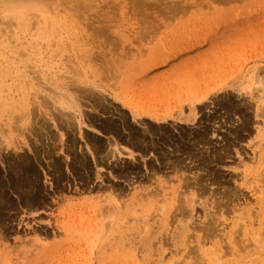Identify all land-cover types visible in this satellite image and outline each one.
I'll return each instance as SVG.
<instances>
[{
  "label": "rangeland",
  "instance_id": "rangeland-1",
  "mask_svg": "<svg viewBox=\"0 0 264 264\" xmlns=\"http://www.w3.org/2000/svg\"><path fill=\"white\" fill-rule=\"evenodd\" d=\"M0 196V264H264V0H0Z\"/></svg>",
  "mask_w": 264,
  "mask_h": 264
},
{
  "label": "bare ground",
  "instance_id": "bare-ground-1",
  "mask_svg": "<svg viewBox=\"0 0 264 264\" xmlns=\"http://www.w3.org/2000/svg\"><path fill=\"white\" fill-rule=\"evenodd\" d=\"M35 6H36V5H34V6H32V7H35ZM36 7H37V6H36ZM10 8H11V7H10ZM13 8H14V6H12V9H13ZM15 8H16V9H15L14 11L11 10V9H10V10L13 11L14 17H15V16H16V17H19V16H21L22 14H24L26 10L30 9L31 6H28V7H27L28 9H27L25 6H16ZM8 9H9V8H8ZM13 14H12V15H13ZM24 15H25V14H24ZM22 16H23V15H22ZM22 16H21V17H22ZM19 18H20V17H19ZM35 48H36V47H35ZM81 89H82V88H81ZM78 90H79V89H78ZM83 90H84V89H83ZM83 90H82V91H83ZM80 91H81V90H80ZM84 91H86V89H85ZM78 92H79V91H78ZM79 93H80V92H79ZM82 93H85V92H82ZM86 93H87V91H86ZM88 93H89V92H88ZM90 93H91V92H90ZM90 93H89V94H90ZM100 93H101V91H100ZM94 94H97V93H94ZM77 95H79V94H77ZM90 95H91V94H90ZM81 96H82V95H81ZM88 96H89V95H88ZM70 97H71V96H70ZM104 97H105V96H104ZM72 98H73V97H72ZM85 98H86V97H85ZM85 98H84V99H85ZM87 98H88V97H87ZM74 99H75V100H74V102H72V103H70V102H68V100H66V102H68V103L64 102V105H67V106L69 105V107H70L71 109H73L76 113H73V112H72V114H70V113H67V114H66L65 112H61V111H60V114H61L60 116H61V117H59V119H60V118H65V119H66V122H67L66 124H67V125L70 124L69 127L67 126L68 128H71L72 122H73V124H74V121H72L74 118H75V119L78 118V120H80L79 123H81V118H82V116H83V114H84V113H82V112H83V111H82L83 109H82V107L80 106L81 103L79 104L78 99H76V98H74ZM89 99L93 101V98L91 99V96L89 97ZM80 100H81V99H79V101H80ZM90 100H89V101H90ZM97 100H100V99H97ZM97 100H96V101H97ZM69 101H72V100L70 99ZM96 101H95V99H94L93 102L96 103ZM46 102H47V100H46ZM59 102H61V100H60V101L58 100V104H59ZM98 102H100V101H97V103H98ZM43 103H44V102H43ZM43 103H42V104H43ZM69 103H70V104H69ZM83 103H84V102H83ZM100 103H101V102H100ZM102 103H103V102H102ZM102 103H101V104H102ZM45 104H46V103H45ZM60 104H61V103H60ZM62 104H63V102H62ZM62 104H61V107H62L63 109H64L65 107H67V106L63 107L64 105H62ZM85 104H87V103L85 102ZM101 104H100V105H101ZM104 104H105V103H104ZM47 105L49 106L48 103H47ZM95 105H96V104H95ZM105 105H106V104H105ZM43 106H44V104H43ZM83 106H85V105L83 104ZM98 107H99V103H98V106H97L96 108H98ZM101 107H103V106H101ZM36 108H37V107H36ZM36 108H35L34 110H36ZM55 108H56V107H55ZM55 108H54V109H55ZM104 108H105V107H104ZM44 109H45V108H44ZM47 109H48V108H47ZM47 109H45V110H47ZM56 109L58 110V108H56ZM56 109H55V110H56ZM99 109H100V108H99ZM102 109H103V108H102ZM102 109H101V110H102ZM24 110H25V109H24ZM24 110H23V112H22V119H21V120H19V119H18V120H17V119H14V120H16V123H13V124H12V123L10 122L11 124L9 123L10 125L8 126V130H7V129H6L7 131L5 130V131H6V134H7V132H8V136H7L6 134H4L5 139H8V142L4 145V147H5L6 149H8V148L11 147L12 150H16V149H18V150H22L24 145L29 147V146H30V143H29L28 140H27L28 136H30V135H32V134L37 135V134H38V131H36L37 129H35V125H37V124L40 122V120H42V121L46 120V119H43L44 117H42V119H41L40 117H41L42 115L40 114V115H39L40 120H39V122H38L37 118H36V119H32V116H31V113H32V111H33L32 109H31L32 111H31L30 109H27L25 112H24ZM60 110H61V109H60ZM104 110H105V109H104ZM36 111H37V110H36ZM41 111H42V110H41ZM41 111H40V112H41ZM112 112H113V111H112ZM192 112H194V114L196 113V109H195V107L192 108ZM37 113H38V112H37ZM42 113H43V111H42ZM133 113H134V118H137V115H138L137 112H136L135 110H133ZM33 114L35 115V113H33ZM33 114H32V115H33ZM43 114H44V113H43ZM45 114H47V113H45ZM49 114H50V115H49ZM49 114H48V116H49V118H50L51 120L54 119V118L56 117V115L54 116V113H52V114L49 113ZM68 114H69V117H68ZM73 114H74V115H73ZM34 115H33V116H34ZM192 115H193V114H192ZM36 116H37V114H36ZM36 116H35V117H36ZM45 116H46V115H45ZM123 116H124V115H123ZM186 116H187V115H186ZM190 116H191V115H190ZM190 116H188V117H190ZM193 116H194V115H193ZM193 116H192V117H193ZM124 117H125V116H124ZM188 117H186V118H188ZM195 117H196V114H195ZM156 118H157L158 120H161V119L164 118V117H161L160 115H157ZM183 119H185V118H183ZM189 119H190V118H189ZM193 119H194V118H193ZM193 119H192V120H193ZM14 120H13V121H14ZM33 120H35V121H33ZM36 120H37V121H36ZM55 120H56V119H55ZM90 120H92V119H90ZM186 120H188V119H186ZM20 121H21V126H20V128H19V124H20L19 122H20ZM32 121H33V122H32ZM59 121H60V120H59ZM92 121H93V120H92ZM123 121H124V118H123ZM123 121H122V122H123ZM126 121H127V120H126ZM188 121H190V120H188ZM8 122H9V121H8ZM46 122H47V121H46ZM57 122H58V121H57ZM57 122H56V123H57ZM63 122H64V121L61 122V126H63V125H62ZM90 122H91V121H90ZM107 122H108V121H107ZM109 122H110V121H109ZM142 122H143V120H142ZM142 122H141V123H142ZM43 123H44V124H43ZM82 123H83V122H82ZM111 123H112V121H111ZM113 123H114V122H113ZM113 123H112V124H113ZM30 124H31V125H30ZM42 124H43V125H39V129H40V131L43 130V129L45 128V127H44L45 122H42ZM114 124H115V123H114ZM27 125H30L28 129H26V126H27ZM100 125H102V124H100ZM107 125H108V123H107ZM107 125H106V126H107ZM103 126H104V125H103ZM43 127H44V128H43ZM93 127H94V126H93ZM148 127H149V126H148ZM148 127H147V128H148ZM22 128H23V129H22ZM81 128H82V127H81ZM107 128H108V127H107ZM144 128H146V127H144ZM144 128H143V131H145V134H146V132H147L146 129H147V128H146V129H144ZM14 129H15V130H14ZM47 129H48V127H47ZM105 129H106V128H105ZM149 129H151V128L149 127ZM19 131L22 132V133L20 132L21 134L19 133L20 135H18L20 138L17 137V139H15V140H11V138L9 139L10 135H12V134H14V133H15L14 135H15V137H16V136H17L16 133L18 134ZM26 131H29V133H31L30 135L27 136V138L25 137V132H26ZM130 131H131V130H130ZM133 131H134V129H133ZM133 131H132V132H133ZM135 131H137V129H136ZM148 131H149V130H148ZM111 132H112V131H111ZM139 132H140V131H139ZM139 132L137 131V133H139ZM141 132H142V131H141ZM26 133H27V132H26ZM40 133H42V132H40ZM43 133H44V132H43ZM112 133H113V132H112ZM135 133H136V132H135ZM46 134H48V133H46ZM133 134H134V133H133ZM140 134H141V133H140ZM5 135H6V136H5ZM26 135H27V134H26ZM65 135H66V134H65ZM130 135H131V134H130ZM130 135H129V136H130ZM32 136H33V135H32ZM143 136H145L144 133H143ZM13 138H14V136H13ZM30 138H31V137H30ZM34 138H35V136H34ZM36 138H37V137H36ZM147 139H148V138H147ZM200 139H204V138H201V137H200ZM3 140H4V138H3ZM3 140L1 141L2 143H3ZM61 140H62V139H61ZM4 141H5V140H4ZM91 141H92V139H91ZM96 141H97V140H96ZM131 141H132V139H131ZM151 141H153V140H151ZM139 142H140V141H139ZM147 142H148V141H147ZM131 143H132V142H131ZM152 143H154V142H152ZM197 143H199V142L197 141ZM95 144H96V143H95ZM137 144H139V143H137ZM194 144H195V143H194ZM112 145H113V144H112ZM143 145H144V144H143ZM148 145H149V143L146 145V147H147ZM25 146H24V147H25ZM133 146H136V144L133 145ZM144 146H145V145H144ZM97 147H98V146H97ZM97 147H96V148H97ZM94 148H95V146H94ZM98 148H99V147H98ZM137 148H138V147H137ZM143 148H144V147H143ZM100 149H101V148H100ZM144 149H145V148H144ZM2 152H3V151H2ZM179 152H180V151H179ZM122 153H124V151H123V150H120V149L117 147V144H114V145H113V148H111V150L109 151L108 154H109V158H110V157H111V158L113 157V158H116V159L119 160V159H120V155H121ZM127 154H128V153H127ZM180 154H181V153H180ZM194 154H195V153H194ZM18 155H19V154H18ZM128 155H132V153L129 152ZM201 155H202V154H201ZM16 156H17V154H16ZM20 156H21V155H20ZM20 156H19V157H20ZM105 156H106V155H105ZM177 156H179V155H177ZM182 156H183V155H182ZM182 156H181V157H182ZM191 156H192V155H191ZM216 156H217V155H216ZM13 157H14V156H13ZM171 157H172V156H171ZM174 157H175V156H174ZM181 157H180V158H181ZM189 157H190V156H189ZM197 157H198V156H197ZM202 157H203V156H202ZM16 158H17V157H16ZM25 158H26V157H25ZM172 158H173V157H172ZM172 158H171V159H172ZM182 158H183V157H182ZM186 158H187V157H186ZM19 159H20V158H19ZM22 159H23V158H22ZM82 159H84V157H83ZM103 159H104V158H103ZM171 159H170V160H171ZM177 159H178V158H177ZM183 159H184V158H183ZM190 159H191V158H190ZM25 160H26V159H25ZM109 160H110V159H109ZM174 160H176V158H175ZM23 161H24V159H23ZM85 161H86V160H85ZM112 161H113V160H112ZM115 161H116V160H115ZM168 161H169V160H168ZM178 161H182V160H181V159H180V160L178 159ZM17 162H18V161H17ZM24 162H25V161H24ZM169 162H170V161H169ZM13 163H14V162H13ZM15 163H16V162H15ZM26 163H27V161H26ZM76 163H77V162H76ZM78 163H79V162H78ZM127 163H128V162H127ZM170 163H171V162H170ZM176 163H178V162L176 161ZM29 164H30V163H29ZM31 164H32V163H31ZM79 164H81L82 166L84 165L82 162L79 163ZM123 164H124V163H123ZM12 165H14V164H12ZM53 165L56 166L55 163H54ZM117 165H118V164H116V166H117ZM130 165H131V164H130ZM134 165H135V164H134ZM174 165H175V164H174ZM174 165H173V166H174ZM58 166H60V165H58ZM84 166H86V165H84ZM124 166H125V165H124ZM127 166H128V165H127ZM127 166H126V167H127ZM20 167H21V166H20ZM117 167H118V166H117ZM188 167H189V166H188ZM17 168H19V165H18ZM17 168L15 169L16 171H17ZM21 168H22V167H21ZM32 168H33V167H32ZM54 168H55V167H54ZM57 168H60V167H57ZM124 168H125V167H123V165H122V167L118 169L119 172H120V170H122V172H123V169H124ZM129 168H130V166H129ZM19 169H20V168H19ZM19 169H18V170H19ZM25 169H26V168H25ZM126 169L128 170V168H126ZM130 169H131V168H130ZM130 169H129V170H130ZM176 169H177V168H176ZM178 169H179V168H178ZM178 169H177V170H178ZM182 169H183V168H182ZM20 170H21V169H20ZM55 170H56V169H55ZM127 170H126V171H127ZM177 170H176V171H177ZM12 171H13V170H12ZM56 171H57V170H56ZM184 171H185V170H184ZM128 172H129V171H128ZM11 173H12V172H11ZM24 173H25V172H24ZM20 174H21V173H20ZM34 174H35V173H34ZM123 174H124V173H123ZM22 175H23V174H22ZM32 175H33V174H32ZM32 175H31V176H32ZM14 176H15V175H14ZM34 176H35V175H34ZM60 176H61V175H60ZM60 176H59V178H60ZM124 176H125V175H124ZM25 178H26V177H25ZM15 179H16V178H15ZM17 179H18V178H17ZM32 179H33V178H32ZM18 180H19V179H18ZM18 180H17V181H18ZM35 180H36V179H35ZM23 185H24V184H23ZM25 185H26V184H25ZM25 185H24V186H25ZM36 185H37V184L35 183V186H36ZM20 187H21V185H20ZM26 187L28 188V185H26ZM33 187H34V186H33ZM29 189H30V188H29ZM31 189H32V188H31ZM37 190H38V189H37ZM24 191H26V190H24ZM27 191H29V190H27ZM35 191H36V190H35ZM35 191H34V192H35ZM3 192H4V191H3ZM25 193H26V192H25ZM28 193H29V192H28ZM32 194H33V189H32ZM24 195H25V194H24ZM1 196H2V195H1ZM1 196H0V198H1ZM3 196H4V195H3ZM27 196H28V195H27ZM20 197H21V196H20ZM9 204H10V203H9Z\"/></svg>",
  "mask_w": 264,
  "mask_h": 264
}]
</instances>
